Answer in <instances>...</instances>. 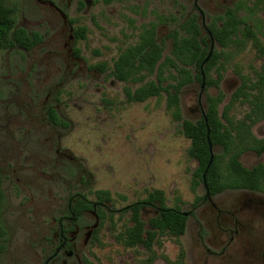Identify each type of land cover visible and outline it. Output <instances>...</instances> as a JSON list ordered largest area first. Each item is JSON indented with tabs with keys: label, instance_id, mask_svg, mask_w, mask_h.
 Here are the masks:
<instances>
[{
	"label": "rangeland",
	"instance_id": "rangeland-1",
	"mask_svg": "<svg viewBox=\"0 0 264 264\" xmlns=\"http://www.w3.org/2000/svg\"><path fill=\"white\" fill-rule=\"evenodd\" d=\"M5 1L18 11L19 27L37 30L44 26L45 13L34 10L28 0ZM129 2L131 7L138 5L133 0ZM148 6L147 18L157 24L159 38L165 43L167 55L172 50V41L168 36L174 26L165 25L163 20L174 15L175 11L167 0H151ZM113 8L118 7L115 4H100L91 12L93 21L90 15L82 16V21L89 26V35L88 40L81 43V48L87 56L99 54L100 62H107L109 66L117 59L120 49L138 42L140 24L144 21L139 16L142 7H137L140 8L137 15L130 11L127 4H122L116 13ZM205 13L211 15L210 9L206 8ZM242 15L252 32L258 36L262 50L255 47L251 39H244L242 47L222 48L215 42L214 49L221 55L217 72L222 74V82L220 89L205 90L203 98L205 104L208 96L222 92L225 101L220 112L243 85L247 87L254 83L255 73L264 63V7L260 11L256 7L252 11H243ZM24 19L27 20V26L23 23ZM133 19L135 28L131 26ZM203 32L207 35L205 30ZM45 51L46 44L38 52L39 56ZM22 54L18 49L0 51V173L5 196L2 221L7 231L2 243L4 250L0 253V264H42L41 248L47 246V239L56 231L45 230L44 223L65 210L67 191L74 189V185H44L38 172L23 163L22 154L6 151L9 144L15 146L17 137L15 128L6 126L10 115L17 114L16 101L25 92L27 83L21 72L28 63L22 62ZM167 75L170 82H174L177 77L174 70H170ZM216 76L214 71L212 77ZM107 79H110L109 75ZM92 80L90 78L88 82ZM99 86L94 84L87 93L75 86L65 91L71 94L70 97L62 96L65 112L75 120V128L66 142L81 160L82 166L95 176L92 193L98 190L110 192L115 209L113 220L106 221L100 229L98 241L84 251L85 258L91 264H166L165 258L170 261L176 259L180 243L186 249V264H203L197 263L192 257L195 245L189 231L179 240L159 237L151 254L142 248H127L116 241V233L123 231L129 224L130 214L123 209L142 201L147 192L162 190L168 207H180L182 211L189 212L193 201L205 191L202 186L196 192L193 191L192 178L197 163L188 156L190 141L183 136L181 123L173 119L171 111L167 109L165 93L143 103H134L127 101L124 91L127 85L124 83L116 81L111 86L108 81L101 95L97 90ZM200 92L199 83L184 89L182 104L185 119L200 118L198 114L190 118L186 112L196 107L194 100ZM74 95L77 99L84 96L77 103L78 107L72 106L73 103L70 105ZM248 109V105L237 101L231 117L241 120ZM254 135L264 137V122L257 125ZM242 162L247 168L264 165V156L248 152L244 154ZM79 174L76 171L72 173V184H77ZM48 188H51V193ZM150 218L151 214L146 217L147 221Z\"/></svg>",
	"mask_w": 264,
	"mask_h": 264
},
{
	"label": "flooded vegetation",
	"instance_id": "flooded-vegetation-1",
	"mask_svg": "<svg viewBox=\"0 0 264 264\" xmlns=\"http://www.w3.org/2000/svg\"><path fill=\"white\" fill-rule=\"evenodd\" d=\"M167 1L169 6L174 9L175 14H168L169 16L167 15L168 17H165L163 20L165 25L174 26V29L168 36V39L172 41V50L169 54L165 55L166 46L162 39L159 38L157 24L150 22L147 18L148 3L151 2V0H133V2L138 5L132 7L129 5V0H28V3L34 10L45 13L43 19L44 26L37 30H26L23 28L32 36V39L40 37V42L30 48L21 47L19 45L9 48L10 50L18 49L22 51V62L27 61L28 66L25 67L23 72H21L20 66L17 67L27 83L26 88H24L25 92L16 101L17 114L14 116L10 115V119L6 126L15 128L17 134L15 146L9 144L6 151L10 153V151L13 150V152L16 151L22 154V156H24L22 158L23 163L28 165V168H33L38 172L44 185H49V187H55V185L59 187H70V185H74L73 190L67 191L68 203L65 210L51 216L44 223L45 230L56 231L47 239V246L41 248L40 258L42 264H91L89 260L85 258L84 251L90 244L98 241L100 229L106 221L113 220V215L115 213L113 198L110 192L98 190L92 193V187L96 182L95 176L90 174L89 170L82 166L81 160L75 156L72 148L66 142L72 130L75 128V120L70 114L65 112L66 105L62 96L66 95L70 97L71 95L70 93L68 95L65 91L77 86V88L87 93L93 88L94 84H99L100 86L97 90L98 94L101 95L108 81L111 86L118 81L127 85L124 89L127 101L135 103V101L129 99L126 90L130 89L135 92L152 80L157 81L158 67L161 62L172 55L175 41L179 40L183 43L186 39H191L193 37V33L189 32V30L192 31V28H194L193 22L196 21L198 30L201 32L199 39H205L206 41V46H204L208 50L206 59L210 54L211 59L215 52V42L218 43L211 28L216 27L222 29L229 12H233L245 21L242 15L243 11H252L255 7L260 11V8L264 7L263 0L261 4L259 3L260 0ZM258 3L259 5H257ZM100 4H115L118 7L113 8L115 13L122 4H127L130 11L134 14L140 9H137V7H142L139 16L144 21L140 24L138 42L135 45L120 49L119 55L112 66H109L107 62H100L101 56L99 54L87 56L86 52L81 48V43L88 40L89 35V26L82 21V16L90 15L93 21L91 12ZM206 8L210 9L211 15H206ZM185 12L186 14H184ZM17 15L18 11L16 10V18ZM24 20L23 23L27 26V20ZM246 25L249 26L247 22ZM131 26L135 28L134 19L131 20ZM17 27H19L18 21ZM243 28L244 25H241L240 32L243 31ZM203 30L207 32V35H204ZM152 31L155 33L154 41L158 45V48L162 50V59L157 64L155 75L147 77L139 83L118 79L115 76L116 64L121 55L129 48L138 46L141 42V36ZM81 33H84V38L81 37ZM45 44L46 51L43 55L39 56L40 54H38V52H40ZM205 60L199 69L192 66L187 67V70H189L194 77V82L182 87L180 90L179 98L181 101L182 119L176 120L181 123V131L184 137L185 121H189L194 125L204 123L207 127V142L210 159L203 173L202 181L195 178V172L200 169L201 163L197 158H192L190 156L189 150L192 146V141L185 137L190 141L188 156L197 163V168L192 178L193 191L196 192L197 189L202 186L205 193L198 196L193 201L192 208L189 212H185L182 211L180 207H168L166 205L167 200L164 191L154 190L147 192L142 201L135 202L123 209L124 212L130 214L129 224L125 226L123 231L116 233L115 239L116 236L122 234L125 229L135 225L132 211L135 205L140 206L139 216L140 220L145 223V230H154L151 228L150 222L163 212L167 210H176L187 218L185 233L179 239L185 236L188 231L190 232L195 245L192 257L195 258L197 263L264 264V192L245 188H226L211 193L206 183L207 174L213 167L215 157L222 156L225 163H227L230 156L225 155V150L222 145H213L209 136L210 128L207 119L209 96L206 98L205 104L203 96L205 90L211 88L220 89L222 77L219 87H208L205 67L209 61L205 63ZM263 67L264 63L255 73L256 80L254 83L247 86V91L252 94V96L247 100L244 98L234 100L233 95L229 104L224 106L223 111L228 107V117L233 125L222 118L223 111L220 112V107L225 99H223L219 106V117L222 123L231 129L233 135H237L238 131L234 128L239 126L248 131L250 130L251 135L255 139L251 145H247L241 152L238 159L239 163L249 170L259 166L264 167L263 164H257L252 168H247L242 162L244 154L248 152H252L259 157L264 156V137L258 138L254 135V129L258 124L263 123L264 119L260 118L256 120L254 115L249 117L253 112V108H255L254 103L257 101L253 95L258 93L259 87L261 89L262 82L259 73H262ZM170 70L175 71L172 67L166 69V80L161 84L162 94H166L167 104L169 92L174 93L177 85L176 79H174V82L168 80L167 74ZM214 71L217 73L216 78L212 77ZM23 73L25 76H23ZM175 73L177 74L176 71ZM198 74L201 77V81H198L196 78ZM108 75L110 79H107ZM219 75L222 74L217 72V67L210 72V76L214 80H218ZM152 77H154V79H152ZM90 78L93 79L91 83L88 82ZM259 82L260 85H258ZM196 83L201 85V92L198 97H196V100H194L196 107L186 112L190 118H195L197 114L201 116L197 120L185 119L182 95L186 87ZM157 84H159V82H157ZM128 85L133 87H129ZM219 95L224 94L220 92L218 95L212 97H217ZM83 97L82 95L77 99L74 95V99H70V105L73 103L74 105L72 106L78 107L77 103L81 101ZM237 101L249 107L248 112L241 120H234L231 117L232 109ZM263 103L264 99H260V104ZM7 132L10 133V130ZM260 133L262 132L260 131ZM218 149H221V151H218ZM212 156L213 160L211 163ZM29 164L31 166H29ZM219 166H222V162ZM74 171L80 173L76 180L77 184L71 183V176ZM56 176L58 177L57 179L55 178ZM18 181H20V179H18ZM48 189L49 193H51V188ZM156 192L164 193V204L159 201H148ZM106 193L109 194V198H107ZM149 214H151V218L147 221L146 217ZM115 229L116 227H114V230ZM4 240L5 238L3 242ZM157 242L158 240L151 245L152 247H146L144 245L127 247L121 244L132 249L142 248L147 253L151 254ZM179 246L180 250L176 259L170 261L168 258H165L166 264H173L178 261L182 249L186 254V249L183 244L179 243ZM238 257L240 258L238 259ZM186 258L187 254L185 255L183 264H186Z\"/></svg>",
	"mask_w": 264,
	"mask_h": 264
},
{
	"label": "trees",
	"instance_id": "trees-1",
	"mask_svg": "<svg viewBox=\"0 0 264 264\" xmlns=\"http://www.w3.org/2000/svg\"><path fill=\"white\" fill-rule=\"evenodd\" d=\"M261 2L262 0L259 1L260 4ZM259 3L257 5H259ZM241 25H244L242 32H240ZM193 27L192 31L189 30V32L193 33V37L191 39H186L183 43L176 40L172 55L168 56L160 63L158 67L157 81L152 80L137 89L135 92L130 89L126 90L130 100L143 103L150 98L160 97L162 95L161 84L166 80L165 70L172 67L177 72V85L174 93L169 92L167 107L168 110L171 111L172 117L175 120L182 119L181 101L179 98L180 90L182 87L194 82V77L190 71L187 70V67L192 66L199 69L208 56V50L204 47L206 46L205 39H199L201 32L198 30L196 21L193 22ZM211 31L222 47L227 48L230 45L242 47L244 45V39H251L254 46L262 50V47L259 46L257 35L252 32L251 27L247 26L244 19L239 18L233 12L228 13L227 20L222 29L215 27L211 28ZM154 34V31H152L142 35L141 42L138 46L129 48L121 55L116 64L117 68L115 76L118 79L139 83L147 77L155 75L157 64L162 59V50L158 48V45L154 41ZM80 35L83 38L85 37L84 33H81ZM40 41V37L32 39V36H30L26 30L17 27L16 9L7 5L5 0H0V51L7 50L15 45L30 48ZM147 50L151 52H148ZM262 54L264 57V52ZM220 57V53L215 51L205 67L208 87H219L221 75L218 76V80H214L211 78L210 72L217 67ZM259 77L262 82L261 89L259 87L258 93L253 95L257 101L254 103L255 108H253V112L249 116L251 117L254 115L256 120L260 118L264 119V103L260 104V99H264V67L262 73H259ZM196 78L198 81H201L199 74L196 75ZM157 82H159V84H157ZM258 85H260V82ZM251 96L252 94L247 91V87L243 85L234 94V100L243 98L247 100ZM223 99L224 97L222 95L208 97L209 107L207 119L210 128L209 136L211 142L213 145H222L225 150V155L230 156V159L225 163L222 156L215 157L213 167L207 174L206 183L208 189L211 193L226 188H245L264 192V167L259 166L249 170L244 168L238 161L241 152L247 147V145H251L255 139L251 135L250 130L248 131L239 126L234 128L238 131L237 135H233L231 129L222 123L221 118L219 117V106ZM222 118L233 125L228 117V107L224 109ZM207 133L208 130L204 123H201L200 125H194L189 121H185L184 123V135L192 141L189 154L192 158H197L201 163L200 169L195 172V178L200 179V181H202L203 173L210 159ZM221 162L222 166L220 167L219 164ZM106 196L109 198L108 193H106ZM4 198L3 179L0 173V253L3 250L2 242L7 233L2 222ZM164 200V193L156 192L148 201H159L164 204ZM139 208V205H135L132 208L135 225L125 229L122 234L116 236V240L125 246L138 247L144 245L146 247H152L151 245H153L159 237L168 236L179 239L185 233L187 218L176 210H167L163 212L160 216L154 218L150 222V226L154 230H145V223L140 220ZM185 255V251L182 249L179 260L173 264H183Z\"/></svg>",
	"mask_w": 264,
	"mask_h": 264
},
{
	"label": "water",
	"instance_id": "water-1",
	"mask_svg": "<svg viewBox=\"0 0 264 264\" xmlns=\"http://www.w3.org/2000/svg\"><path fill=\"white\" fill-rule=\"evenodd\" d=\"M210 57H211V54H210V56L205 60V63H207V62L209 61ZM210 144H211V143H210ZM212 160H213V156H212V158H211V163H212ZM95 227H96V226H95Z\"/></svg>",
	"mask_w": 264,
	"mask_h": 264
}]
</instances>
